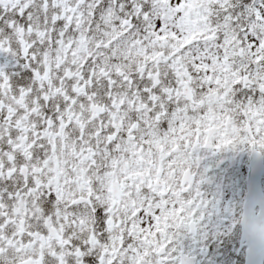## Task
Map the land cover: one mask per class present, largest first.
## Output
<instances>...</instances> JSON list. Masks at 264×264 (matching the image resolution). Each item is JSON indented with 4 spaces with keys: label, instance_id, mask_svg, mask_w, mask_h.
<instances>
[{
    "label": "flooded vegetation",
    "instance_id": "1",
    "mask_svg": "<svg viewBox=\"0 0 264 264\" xmlns=\"http://www.w3.org/2000/svg\"><path fill=\"white\" fill-rule=\"evenodd\" d=\"M110 15V0H0V264H244L232 202L264 140L222 160L234 95L223 122L184 48L157 73L119 61Z\"/></svg>",
    "mask_w": 264,
    "mask_h": 264
},
{
    "label": "rangeland",
    "instance_id": "2",
    "mask_svg": "<svg viewBox=\"0 0 264 264\" xmlns=\"http://www.w3.org/2000/svg\"><path fill=\"white\" fill-rule=\"evenodd\" d=\"M153 2V16H155L152 24L150 21L148 22L149 25H152L154 28V32L159 27L160 32L168 31L177 40H182L186 36L190 35V40L199 39L201 37L206 36L207 38L211 37L207 43L213 44L214 34L206 28V25L203 22L204 16L210 15L211 11L204 6L207 4L209 0H151ZM218 4L223 5L228 0H215ZM198 2V4H196ZM256 9L261 16V26L264 33V0H258L256 3ZM227 25V23H225ZM198 32V35H196ZM168 34V33H167ZM186 39V38H185ZM248 41H254L253 35L251 34L248 37ZM134 42V45H126L124 44V49H127V55H134L141 51V46L143 44L142 40H131ZM252 43V42H251ZM183 45V44H180ZM195 48L199 50L204 47V45L200 42L195 41L194 44ZM257 44L254 43L251 46H256ZM211 48V45H209ZM250 46V45H249ZM247 48V54H253L254 56H262L261 51L258 49L252 53V49ZM213 52L217 53L218 56L223 57L222 52L220 49L214 48ZM118 55H120L119 50L117 51ZM152 64L150 65V69H156L154 59H148ZM219 62H223V66H225V61L218 58ZM227 69H219L217 73L226 74Z\"/></svg>",
    "mask_w": 264,
    "mask_h": 264
}]
</instances>
